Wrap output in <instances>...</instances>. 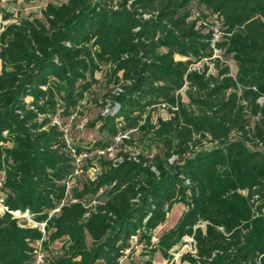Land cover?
Segmentation results:
<instances>
[{
  "label": "trees",
  "instance_id": "16d2710c",
  "mask_svg": "<svg viewBox=\"0 0 264 264\" xmlns=\"http://www.w3.org/2000/svg\"><path fill=\"white\" fill-rule=\"evenodd\" d=\"M214 17L222 32L218 57L208 25ZM222 58L231 60L233 73ZM199 63L201 70L191 69ZM97 73L113 87L89 124L101 138L72 145L91 156L85 171L93 162L98 174L83 175L66 196L72 158L62 130ZM158 109L170 118L153 123ZM133 132L156 149L151 158L126 152L135 145ZM115 138L120 151L113 161L97 155ZM259 146L264 0H63L46 4L39 17L0 8L4 203L46 223L43 249L61 243L45 264H122L131 260L133 238L145 255L170 260L185 237L195 250L182 256L186 264H264ZM175 205L184 207L182 216L152 244ZM41 238L0 216V264H31Z\"/></svg>",
  "mask_w": 264,
  "mask_h": 264
},
{
  "label": "rangeland",
  "instance_id": "374dc122",
  "mask_svg": "<svg viewBox=\"0 0 264 264\" xmlns=\"http://www.w3.org/2000/svg\"><path fill=\"white\" fill-rule=\"evenodd\" d=\"M62 1L63 0H29L28 2H17V4L8 2L6 4V9L16 11V14H20L21 16L30 14L32 17H39L40 12L46 6V4H60ZM222 60L229 66L230 71L233 73L235 68L231 60L229 58H222ZM207 65L209 66L207 74H214L215 71L212 69L211 64ZM194 67L196 70H201L203 68L201 63L194 65ZM95 80L96 83L93 84L91 91L86 96L85 102H83V105L75 111L73 114V119L69 120L68 123L69 126L67 136L68 139L75 145H84L88 142L97 141L101 138L97 132V125L95 127H90L89 124L103 112L104 107H102L100 104L106 101V96L113 87L107 84L104 73L95 74ZM258 103L261 105L263 100H259ZM159 118L162 120H168L170 118V114L165 109H158L152 113L151 120L153 123H155ZM56 121L58 122V119H56ZM255 122V118L249 119L250 126H253ZM141 136V134L133 132L131 139L135 145L126 148L125 150L126 152H130L132 156H134L136 153H139L140 150H143L144 154L151 158L152 155L156 153V149H149L146 146V140L139 142ZM118 145L119 141H113L111 144V151L105 155V159L107 161H113L115 159L116 154L120 151ZM202 145L209 146L206 141L203 142ZM258 149L264 150V146H259ZM97 200H101V198L95 197L94 201L96 202ZM94 201L91 204H94ZM184 210L185 209L182 205H175L172 208V210L168 213L165 222L152 233V244H156L161 234L167 232L176 225ZM131 244L134 250L130 255L131 260L123 261L122 264H140L141 262L147 261L150 258L152 259V264H186L184 261H182V256L185 255L184 252H186L189 247H184L182 245L175 247L170 252L172 258L170 260H165L158 253H155L152 257L150 255H145V250L142 249V246L137 244V240H132ZM60 247V242H54L50 246L48 254L50 256L56 255L60 252ZM126 253L130 254L129 251Z\"/></svg>",
  "mask_w": 264,
  "mask_h": 264
},
{
  "label": "built area",
  "instance_id": "2783aa9c",
  "mask_svg": "<svg viewBox=\"0 0 264 264\" xmlns=\"http://www.w3.org/2000/svg\"><path fill=\"white\" fill-rule=\"evenodd\" d=\"M7 4V0H0V8H5ZM15 16V13H14ZM208 25L210 26V29L212 30V47L214 48V44L220 40L222 36V32L219 27V23L214 17ZM219 56V50H216L214 48V57ZM191 69H196L194 66H192ZM73 119V115L70 116L69 120ZM54 123H57L56 120H54ZM64 132V140L66 143V146L69 150L70 157L72 158V171L70 177L64 182L65 186V195L69 196L71 189L76 185V181L80 179L83 175H86L90 180H93L95 176L98 174L97 167L94 165L95 163L92 162L93 166L89 167L85 171V166L87 165V162L91 160V156H89L86 152H81L79 154L75 153V150L73 148L72 142L68 139L67 133L68 128L65 127L63 130ZM123 138H126V136H123ZM115 141H119V138H115ZM111 151V147L107 148L105 150L97 151V155L104 156L106 153ZM3 173L0 174V216L4 214H9L12 219L17 221V224L21 228H31V229H37L41 235L42 238L35 242L32 245L33 251V261L31 264H45L47 258L49 257L48 250L43 249L42 242L45 239V222H36L33 219V215L30 214L27 210L26 211H10L4 203L5 200V194L3 192ZM69 198V197H68ZM71 203H74V201L71 200ZM64 202L62 203V205ZM61 205V206H62ZM60 207L53 209L51 212H49L48 217L50 218L54 214L59 212ZM133 240H136V238H133ZM184 247H189L184 254H191L193 255L195 253L194 250V241L192 237H185L183 239Z\"/></svg>",
  "mask_w": 264,
  "mask_h": 264
}]
</instances>
